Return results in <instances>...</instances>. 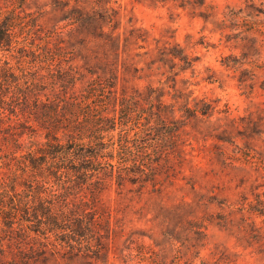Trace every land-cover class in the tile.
Instances as JSON below:
<instances>
[{
  "label": "trees",
  "instance_id": "1",
  "mask_svg": "<svg viewBox=\"0 0 264 264\" xmlns=\"http://www.w3.org/2000/svg\"><path fill=\"white\" fill-rule=\"evenodd\" d=\"M137 1L170 2L220 31L247 22L234 10L217 19L207 0ZM0 11V264H106L126 234L121 210L103 196L113 188L118 195L157 190L187 162V128L210 126L221 113L215 102L194 96L183 77L199 57L175 41L152 38L150 47L142 27L120 30L107 0H13ZM251 14L264 11L252 7ZM263 27L264 19L254 21L241 33ZM244 39L252 45L240 58L223 57L222 65L240 71L238 82L247 86L243 75H255L241 67L251 47L258 54L263 43ZM154 75L164 78L155 85ZM254 197L259 204L250 203L249 212L264 217L262 197ZM167 214L179 219L177 208ZM193 223L166 225L160 238L147 236L148 245L138 241L144 234L131 239L137 232H129L120 260L196 264L205 234L190 238Z\"/></svg>",
  "mask_w": 264,
  "mask_h": 264
},
{
  "label": "rangeland",
  "instance_id": "2",
  "mask_svg": "<svg viewBox=\"0 0 264 264\" xmlns=\"http://www.w3.org/2000/svg\"><path fill=\"white\" fill-rule=\"evenodd\" d=\"M107 1L118 13L120 30L131 24L142 27L150 34V47H154L152 38L159 39L160 43L175 41L189 55L199 57L193 70H188L183 77L193 83L194 96L215 102L221 113L213 115L210 126L201 125L200 130L187 128V162L182 169L173 171L170 180L161 178L157 190L149 186L139 195L130 188L118 195L113 188L103 196L106 204L121 210L126 234L113 244L106 264H124L119 256L129 244L124 242L129 232H137L129 238L144 234L138 241L148 245L152 244L148 235L160 238L166 225L180 229L185 220H192L197 226L189 232L190 238L196 231L205 234L196 264L200 260L264 264V217L249 212V208H254L250 203L255 208L259 204L255 193L264 201V68L255 67L264 63V27L260 28L263 33H241L252 22L264 19L263 15L251 16L252 7L264 11V0H207L214 6L217 19H224V13L234 10L241 11L240 19L247 21L240 24L241 29L221 31L215 30L212 23L192 18L186 10L170 2ZM12 2L0 0V10ZM244 35L254 36L263 43L258 54L251 47L248 64L241 67L253 69L251 73L255 75L253 79L247 73L243 75L247 86L238 82L240 71L222 65L223 57L240 58L245 47L252 45L246 39L241 40ZM159 78L164 77L154 75L153 84ZM137 83L142 87L147 81ZM251 83L252 88L248 86ZM222 130L225 132L220 134ZM215 135L226 141L218 140ZM247 156L262 165L249 163ZM174 208L179 219L171 221V213L165 214Z\"/></svg>",
  "mask_w": 264,
  "mask_h": 264
}]
</instances>
